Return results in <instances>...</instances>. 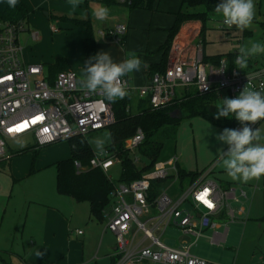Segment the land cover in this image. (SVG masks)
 <instances>
[{"label":"built area","instance_id":"2783aa9c","mask_svg":"<svg viewBox=\"0 0 264 264\" xmlns=\"http://www.w3.org/2000/svg\"><path fill=\"white\" fill-rule=\"evenodd\" d=\"M130 1L124 0L125 3ZM218 26L221 30L229 29L222 17ZM51 30L58 32L54 27ZM22 31L23 22H0V160L6 154L7 141L31 136L35 147L40 149L61 141L85 138L107 129L115 121L112 105L103 94L82 89L74 72L62 71L51 78L42 65L25 62L19 42ZM126 31L125 25H116L98 34L120 43ZM33 38L38 37L33 35ZM221 61L228 67L218 72L222 68ZM126 82L128 95L125 98L135 95L146 100L150 110L159 111L187 94L214 93L220 98L225 91L230 98H235L244 86L264 94V67L243 73L230 67L227 58H221L218 65L205 62L202 41L187 42L175 36L163 72L153 74L148 83L139 88H132ZM263 120L251 126L256 128ZM240 128L241 123L236 121L232 129ZM143 139V133L137 130L125 141L124 150L134 155ZM134 162L137 163L138 158H134ZM120 164L114 153L103 149L93 154L87 168L100 169L111 180L110 169ZM75 168L77 173L87 169L78 162ZM210 174L211 170L201 173L178 192L172 190L180 180L176 165L170 170L144 172L129 183L114 182L109 209L104 213L105 230L115 237L112 264H215L192 254L191 250L205 238L206 231H211L206 237L211 245L221 246L226 242L229 226L236 220L230 203L238 199L236 190L220 187L209 178ZM169 179L174 181L161 191L152 186L153 182ZM239 197L247 200L243 191ZM170 227L190 241L165 245L161 237ZM76 233L81 235L82 231Z\"/></svg>","mask_w":264,"mask_h":264},{"label":"rangeland","instance_id":"374dc122","mask_svg":"<svg viewBox=\"0 0 264 264\" xmlns=\"http://www.w3.org/2000/svg\"><path fill=\"white\" fill-rule=\"evenodd\" d=\"M100 0H78L77 7L73 8L71 0H21L27 16L23 20V31L19 35V42L23 49V56L27 63L38 64L44 67L45 73H48L50 65L54 64L56 59H64L68 68H70L81 79L84 61L88 59L84 47L83 40L89 36L88 30L84 26L72 23L73 20L89 21L92 36L96 45L98 41L112 44L111 49H106L114 62L123 61L130 52L135 51L140 58V52L144 51V47L149 42H154L160 35L159 29L162 27L163 19L155 17L151 21L150 14L145 10L130 11L125 7H110V12L105 20H98L93 15V11L100 6H105L99 2ZM115 2H118L116 0ZM180 0H157L156 9L158 12L178 11ZM255 17L249 28L245 29L247 34L236 29L221 30L218 28L219 20L222 16L214 14L205 24V30L200 38L204 44L203 54L205 57L226 56L227 54L238 53L241 46L250 47L252 42H260L264 44V0H254ZM133 11H138L136 20L139 24H147L144 30L132 31V40L124 45L123 42L117 43L110 39H101L98 35V29H103L115 23L119 17L128 18ZM202 9L195 8L193 13H200ZM153 22L156 27L150 33L148 27ZM58 29L57 33H53L51 28ZM135 32V33H134ZM37 35L35 40L32 35ZM156 38V39H155ZM155 39V40H154ZM122 47V49H120ZM98 53V52H97ZM254 60H264V54L252 57ZM231 67V66H230ZM238 69V68H237ZM133 83L143 78V69L128 75ZM139 83V82H138ZM178 92V90H176ZM225 92H221V96L225 97ZM221 100L209 104L205 108V115H191L186 113L176 128L172 138L163 141L161 154L154 163L152 170L168 169L170 170L176 165L177 170L189 172L206 173L212 171L209 178L222 184L228 182L238 185L237 194L240 191L245 192L249 197L254 192L260 193L264 197L263 189L259 187L260 179H253L247 183L241 181H233L226 173L221 155L222 151L226 152L228 146L216 139L217 135L222 132L225 126L224 122L230 118L221 117L215 119L217 112L216 105ZM261 130L264 136V120L256 127ZM93 154L99 153L110 144L107 130L97 131L88 134L85 137ZM264 144V140L260 141ZM35 147V142L31 136H25L21 139L7 141L6 157L4 162L0 164V245H6L9 242L15 243L20 241L26 243V233L31 229L30 222L27 224L25 220L28 214L30 202L41 201L45 196L56 194V175L55 164L59 161L71 158L70 143L61 141L43 148H36L37 155L34 156L31 151L19 153L23 150ZM19 153V154H18ZM134 158H138L137 168L142 169L149 164L148 160L135 153ZM176 158V164H175ZM33 171V173H31ZM171 172V171H170ZM121 169L115 166L109 171L111 180L117 183L120 180ZM174 179L167 181L153 182L152 186L161 191L167 188ZM189 178L179 180L173 185L172 190L178 192L180 188L188 184ZM245 185V186H244ZM249 187L252 192L250 193ZM250 193V194H249ZM262 203V200H261ZM263 204V203H262ZM245 207L247 212V204L244 202H231L232 210L237 211L239 207ZM29 216L35 207L30 206ZM244 220V219H243ZM242 225V226H241ZM235 226H241L236 229ZM230 233L227 241V249H237L242 239L243 224L233 223L230 225ZM206 236L210 232L206 231ZM180 233L173 227L166 230L161 237V241L167 246H175ZM180 241V240H179ZM264 242V238L260 235H254L250 242L240 249L241 257L256 261L260 253L255 248L260 247ZM247 244H249V247ZM226 249V251H227ZM225 251V250H224ZM221 250L216 247L207 246L203 239L197 242L191 250V253L206 260L215 261L218 264H224L219 256ZM234 256V255H233ZM3 260V259H2ZM0 260V264H17L16 261ZM230 262V261H229Z\"/></svg>","mask_w":264,"mask_h":264},{"label":"crops","instance_id":"0c3cea01","mask_svg":"<svg viewBox=\"0 0 264 264\" xmlns=\"http://www.w3.org/2000/svg\"><path fill=\"white\" fill-rule=\"evenodd\" d=\"M113 1L115 2L116 0ZM181 1L182 0H180L179 3V9L176 12L166 11L161 14V12H158L156 9L157 0H154V10L147 11L150 14L151 21H153L155 17H159V19H163L164 21L161 24V29L158 30L160 31L158 39L155 38L156 40L154 39V42H149L146 47H144V51L139 53L140 59L143 61V78L136 81V83H133L134 81H132L129 76L124 77V79L129 82L132 88H139L147 84L150 79V73L148 71L150 64H158L160 62L162 56L160 47L165 43L168 37V31L174 25L175 15L181 9ZM99 2L104 4L102 0H100ZM124 4V0H118L115 6H117L116 8H128L127 6H124ZM113 6L114 5L109 6L108 8ZM137 15L138 11H133L129 14L128 18L126 17L122 19L123 17H119L115 20L114 24L103 29H98L97 32L99 33L108 31L116 25H125L127 27V31L122 36L120 43L123 42L124 45H126V43L128 45V43H130V40H132V31L136 32L139 30H144L143 28H147L148 26L147 24H139V22L136 20ZM155 28L156 27L153 26V22H151L148 30L151 33L152 31L157 30ZM229 29L235 28L232 27ZM201 30L202 25L199 21H188L181 25L179 31L175 36H180L187 42L199 41L203 34H201ZM242 32L243 35L247 34L246 30H243ZM99 37L101 39H108L102 38L101 36ZM112 46V44H106L105 42L98 41V44L96 45V54L97 52L99 53L101 51L105 52L106 49H111ZM120 49H122V47ZM233 54H235L236 56L238 55L237 52ZM222 58L226 57L223 56ZM230 64V66L234 68L237 67L234 64V61H231ZM262 67H264V60H254L252 57H250L247 63V67L243 70H239L243 73H250ZM67 71L72 70L68 68ZM78 80L80 81V78ZM225 93V97L221 96L220 98H217V100H221L226 97L230 98L228 93ZM133 97L137 98L135 95ZM230 120L236 121V119L233 118H230L226 121ZM34 149L36 148L34 147ZM5 157L6 154L0 160V164L4 162ZM214 168L215 167H212L211 174L213 173ZM31 173H33V171H31ZM213 181L217 183V181ZM217 184L224 189L232 188L237 191V188H239L238 185H234L228 182ZM258 184L259 187L261 186L264 193V176L260 177V182ZM249 190V192L251 193L252 190L250 187ZM236 196L238 202L235 203L245 201L248 206L247 212L245 207L243 206L239 207L237 211H234L236 213V220L234 223L241 222L243 224L242 239L240 241L239 248H226L229 233L231 230L230 226L226 242L221 246L211 245L209 243L206 237H209L211 235V231H208L210 232L209 236H206L205 233V238L201 239H203V242L207 246L216 247V249L221 250L219 256L221 257L220 259L224 264H264V242L262 243V245H260V247H256L253 251V254L256 253V250H258V252L260 253L256 261L247 259L244 256L241 257L239 253L240 249L243 251L242 245L250 242L251 238L254 235L257 234L260 235V237L264 238V197L260 196V193L257 194V192L251 194L249 200V196L247 194V200L241 199L238 194H236ZM261 200L263 204L261 203ZM31 205L35 208L34 210H32V214L29 216L28 214L31 209ZM30 206L28 207V214L25 220V223L27 224L28 222H30L31 226V229L25 235L26 243L23 242L21 237L20 241H15V243L9 242L6 245H0V260H14L17 262V264H112L114 258L113 254L115 251V237L113 234L105 230V218L104 220H95L91 216L89 203H77L72 198L60 195L56 191L55 195L51 194L49 197L45 196L41 201L30 202ZM241 212H243L244 214H240ZM241 226L235 227L236 229H240ZM220 230L221 229L218 228V231ZM77 231H82V234L78 235L76 233ZM177 239L178 241H176V244L179 242V240L190 241L189 237H185L182 235H179ZM247 245L248 246L246 247H249V244ZM213 263H215V261ZM142 264L154 263L145 262Z\"/></svg>","mask_w":264,"mask_h":264},{"label":"trees","instance_id":"16d2710c","mask_svg":"<svg viewBox=\"0 0 264 264\" xmlns=\"http://www.w3.org/2000/svg\"><path fill=\"white\" fill-rule=\"evenodd\" d=\"M106 7L115 5L113 0H102ZM221 0H182L181 9L175 15V22L168 31V37L165 43L160 47L162 53L161 60L158 64H150L149 76L155 73H161L165 70L167 55L171 43L179 31L181 25L188 21H199L202 25L201 34L205 30V24L214 14L215 6ZM129 10L142 9L146 11L154 10V0H131L125 3ZM202 8V12L193 13L195 8ZM27 16V11L21 2L15 8H10L6 0H0V22L20 23ZM72 23L84 26L89 36L86 37L82 44L87 57L96 55V45L92 36L89 21L69 20ZM230 64L235 60V54L225 56ZM221 56L205 57L204 61L218 65ZM231 65V64H230ZM68 70V64L64 59H56L54 64L50 65L48 72L51 78L57 73ZM217 95L206 94L196 95L187 94L182 98L175 99L169 106L159 111H152L148 108L146 100H140L134 97L117 99L116 102H108L112 105L115 121L106 130L109 135L110 144L104 148L110 153H114L121 161V175L118 182L129 183L138 179L142 173L152 170L154 163L159 158L163 141L172 138L180 121L183 119L184 113L191 115H205L207 105L215 102ZM178 112L181 117H178ZM237 121V120H236ZM235 120L225 121V126L233 127ZM137 130H140L144 139L137 147L135 153L148 160L149 164L142 169L137 168L134 162V156L129 151L124 150V143L127 139L134 136ZM71 158L57 162L55 166L56 175V191L60 195L68 196L75 202H87L90 206L91 216L95 220H104V213L108 211L110 204V193L114 187V181L109 178L100 169H89V161L93 157V152L85 138H75L70 142ZM31 151L34 156L38 151L34 148L23 150L19 153ZM18 153V154H19ZM134 153V154H135ZM75 162L82 167L87 168L84 172L77 173ZM203 173V172H202ZM201 173L185 171L178 172L179 179L189 178L193 181Z\"/></svg>","mask_w":264,"mask_h":264},{"label":"clouds","instance_id":"9594fccd","mask_svg":"<svg viewBox=\"0 0 264 264\" xmlns=\"http://www.w3.org/2000/svg\"><path fill=\"white\" fill-rule=\"evenodd\" d=\"M6 3L10 8H15L18 0H6ZM71 3L75 8L78 0H71ZM109 12L108 7L100 6L93 11V15L98 20H105ZM214 12L222 16L224 25L229 28L235 26L240 31L250 27L256 14L254 0H221ZM260 54H264V44L260 42H252L250 47L241 46L234 64L243 70L250 57ZM142 64L143 61L135 51L120 62H114L108 52L101 51L84 61L79 83L82 89L91 93L100 92L109 102L114 103L128 95L127 82L123 78L140 71ZM221 64L222 68L218 72L228 67L225 61H221ZM216 107L215 119L234 116L242 125L240 129L224 128L216 137L228 146L227 151H222L221 155L227 175L233 181L244 183L260 179L264 176V144L260 143L264 136L259 128L251 125L264 119V94L244 86L235 98H223Z\"/></svg>","mask_w":264,"mask_h":264},{"label":"snow or ice","instance_id":"6c2138e0","mask_svg":"<svg viewBox=\"0 0 264 264\" xmlns=\"http://www.w3.org/2000/svg\"><path fill=\"white\" fill-rule=\"evenodd\" d=\"M10 130H11V129H10ZM201 198L203 199L204 197H201ZM205 202L209 203V207L212 206L210 202H208V201H205Z\"/></svg>","mask_w":264,"mask_h":264},{"label":"water","instance_id":"95a60500","mask_svg":"<svg viewBox=\"0 0 264 264\" xmlns=\"http://www.w3.org/2000/svg\"><path fill=\"white\" fill-rule=\"evenodd\" d=\"M181 117V113L180 112H178V117L177 118H180Z\"/></svg>","mask_w":264,"mask_h":264}]
</instances>
